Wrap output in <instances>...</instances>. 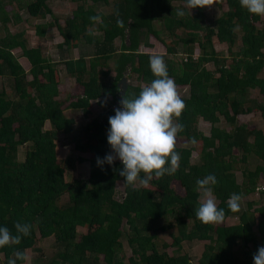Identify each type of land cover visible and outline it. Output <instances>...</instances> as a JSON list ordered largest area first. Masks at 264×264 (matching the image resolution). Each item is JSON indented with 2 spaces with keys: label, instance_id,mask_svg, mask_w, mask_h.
Returning <instances> with one entry per match:
<instances>
[{
  "label": "trees",
  "instance_id": "1",
  "mask_svg": "<svg viewBox=\"0 0 264 264\" xmlns=\"http://www.w3.org/2000/svg\"><path fill=\"white\" fill-rule=\"evenodd\" d=\"M49 1L28 0L19 8L33 18H53L48 26H56L62 39L57 44L60 51H72L79 43L88 46L77 58L60 61L80 92L67 108L87 119L94 115L93 103L101 112L75 138V149L89 158L75 161L68 156L59 161L57 134L70 135L75 121L65 115L58 100V63L43 57L40 48L28 47L22 32L0 37V79L11 81L15 96L11 99L0 90V227L7 226L15 234L17 221L31 225L30 235L20 244L0 249V264L15 259L16 251L25 257V250L34 248L38 234L41 238L53 236L57 245L54 255L43 264H192L187 254H169L154 242L155 223L170 213L174 216L169 223L177 228L174 245L183 240L206 241L196 264H253L257 249L264 246V16L250 15L239 0H224L227 11L211 22H206L204 8L192 9L190 14L173 6L185 0H113L108 14L98 6L109 5V0H70L80 4L60 25ZM88 2L91 5L86 6ZM6 7L0 2L1 23L10 21ZM178 10L185 14L177 15ZM11 16L18 21L16 13ZM91 16H100L102 23L90 21ZM117 20L124 26L119 27ZM46 26L36 27L39 37L45 36ZM180 30L186 32L183 38L177 35ZM167 37L175 39L172 46L166 44ZM213 38L228 46L230 63L215 51ZM151 39L165 47V55L182 56L178 63L168 59L165 63L176 86L189 90L181 97L186 107L179 123L184 130L177 135L188 146L176 145L181 159L174 175L154 178L148 187H129L119 175V161L111 166H97L96 161L110 153L108 119L120 105V80L127 73L135 74L144 86L154 79L149 68L152 55L140 51L141 46L152 49ZM116 40L120 41L118 48ZM178 43L181 48L177 50ZM15 49L27 61V72L13 56ZM110 63L114 75H110ZM207 64L214 69L209 71ZM142 88L128 86L125 93L132 97ZM254 90L259 99L250 96ZM105 99L111 103L105 105ZM253 112L261 118L262 128L238 124L239 115ZM221 117L229 130L219 126ZM199 119L210 125L208 136L198 130ZM46 122L49 130H44ZM28 143L30 150L19 161L18 149ZM193 153L198 158L196 163L191 162ZM250 158L258 162L254 169L248 165ZM75 162L88 163L87 181L67 180L66 173ZM208 174L217 178L213 195L218 208L225 211V220L219 225H204L194 215L201 197L196 180ZM118 182L123 184L120 200L115 199ZM172 182L179 184L183 195L175 192ZM256 192L262 196L259 207L253 208L254 202H249L245 209L229 211L227 201L232 193L242 199ZM66 194L68 200L58 205ZM230 216L238 221L226 224ZM78 227H85L86 232L78 234ZM123 237L132 251L127 262L118 255ZM237 246L244 254L250 251L245 260H238ZM24 261L17 260L16 264Z\"/></svg>",
  "mask_w": 264,
  "mask_h": 264
},
{
  "label": "rangeland",
  "instance_id": "2",
  "mask_svg": "<svg viewBox=\"0 0 264 264\" xmlns=\"http://www.w3.org/2000/svg\"><path fill=\"white\" fill-rule=\"evenodd\" d=\"M8 1H10L8 3ZM28 0H0V2L3 5H7L5 10L7 11V17H10V21L8 23H1L0 22V37L3 35L9 33H19L22 32L23 36L22 38L25 40V43H27L28 47L31 48H40L42 51L43 57L48 58L49 60L58 63V69L60 70V85H59V91L60 95L58 97V100L62 102V109L64 110V113L67 117L72 118L75 121L73 131L70 135H64L61 133L57 134L56 137V155L59 161L64 160L66 157L71 156L75 161L78 157H84L86 159L89 158V155L82 154L81 152L77 151L75 149V143L76 137L79 135L82 131V128L90 122L94 116H97L101 112V109L96 106V104H92V110L94 112V115L89 117V119L84 118L81 112L79 111H73L67 108L68 104L73 101L78 95L79 90L75 83V80L69 76H67L64 72V67L60 61L63 59H71V58H77L79 56V51L85 50L88 47L85 44L79 43L78 48H73L72 51H60L57 48V44L62 41L60 35L58 34V31L56 29V26L53 24L52 27L48 26V23L53 22V18L50 16H46L44 19L42 18H33L28 16L23 7L19 8V5H24ZM113 0H109V5H104L103 3H99L98 10L108 14L111 12V6H112ZM80 3H72L70 0H50L48 2L49 8L52 10L54 16L58 20V24L63 25L65 20H67L72 12L76 9L77 5ZM91 5L90 2L87 3L86 6ZM173 6L176 8H182L188 13H193V10H188L185 7V2H174ZM205 14H206V22H211L214 19L218 18L223 12L227 11V6L224 2V0H213V5L210 7H206ZM12 12L16 13L18 17V21H15L11 14ZM40 24H47L45 27V36L39 37L36 33V27ZM155 26L157 28L160 27V24L158 22H155ZM258 27H261V24H258ZM93 29V28H92ZM94 30V29H93ZM94 34L97 35L96 31H93ZM185 31H178L177 35L180 37L185 36ZM239 36V33H237ZM182 37V38H183ZM173 38H166V44L168 46H172ZM152 42V49H145L143 46H141L140 51L150 53L153 55H160L164 58V61L166 59L173 61L174 63H178L182 60V56L180 54L176 55H165V47L161 45L159 42H157L154 39H151ZM120 45V41H115V47L118 48ZM213 45L215 51L218 53V55L222 58L226 59V63L231 62L230 53L228 51V46L226 44L219 43L215 38H213ZM237 45L233 48V51L237 50ZM180 49V43L177 44V50ZM13 56L16 58L17 62L21 65L23 70L26 72L29 70V65L26 60L21 58L20 51L18 49L12 50ZM112 63H110V75H114V72L112 71ZM206 68L209 71H212L214 69V66L212 64H207ZM126 85L128 86H135L140 85L144 87V84L141 83L137 76L135 74H126ZM30 79V77L28 78ZM121 86V85H120ZM0 90H4L7 94V97L11 99H15V96L13 94V91L11 89V81L0 79ZM188 87H179L177 86V92L180 97H186L188 95ZM250 96L253 99H259V94L257 91H251ZM106 101V102H105ZM105 105H109L111 101L108 99L104 100ZM238 124L247 125L250 128H262L263 122L259 115L255 112L248 114V115H239L237 117ZM219 126L223 129L229 130L230 126L226 124L223 121V118L221 117V123ZM197 128L200 132H202L204 135H209L210 125L203 120L199 119L197 123ZM50 125L49 123H46L44 126V130H49ZM108 132V131H107ZM176 145L186 147L188 146L186 141L182 138L176 139ZM30 150V144H25L19 147L18 149V160L23 161L25 158L26 152ZM198 160L195 153L192 155L191 162L196 163ZM118 161V160H117ZM258 164V162L254 158H250L248 165L251 169H254V167ZM67 180H82L87 181L89 178V165L87 162L79 164L77 162L74 163V168L72 170L67 171ZM235 174L237 176V181L241 182V177L239 174V171H235ZM259 187L263 185L262 180H259ZM135 186H141L138 182ZM172 188L175 190L176 193H180L183 195V191L181 190V187L177 182H172L171 184ZM123 193V184L121 182H118L116 184V194L115 199L120 200L121 194ZM262 196L258 194L257 192L255 194L249 195L247 197H244L240 201V207L242 209H245L247 207V203L254 202L253 208H257L262 204ZM68 200L67 194L62 196L60 200L58 201V205H61L65 203ZM216 200V199H215ZM199 202L201 203V197L199 199ZM217 202V201H216ZM252 208V209H253ZM173 214L170 213L168 216H166L164 219L158 221L155 223L156 227V238L154 240L157 248L159 250L165 249L169 254L178 255V254H187L191 258V263L196 264L198 258L201 255V252L204 247V243L206 241L203 240H183L180 242L179 245L173 244V235L177 233L176 226L173 227V225H170L169 222H172ZM258 216V214H256ZM238 221L237 217L230 216L226 219V224H232L236 223ZM164 228V229H163ZM78 234L86 232V228L84 227H78ZM126 229V226H125ZM254 230H256V227H254ZM36 242L34 244V248H28L25 250V261L22 264H43L46 261H48L52 255L57 250V245L55 242V239L53 236H49L46 238L39 237V234L37 235ZM123 247L118 252L119 257L127 262L129 256L132 254L131 247L129 246L127 242V238L123 237L121 239ZM166 245L165 247L163 245ZM236 253L238 254V260H245L246 256H249L250 251H247L246 254H244V250L237 246L235 248ZM248 254V255H247ZM2 256L0 254V260ZM1 263V261H0Z\"/></svg>",
  "mask_w": 264,
  "mask_h": 264
},
{
  "label": "clouds",
  "instance_id": "3",
  "mask_svg": "<svg viewBox=\"0 0 264 264\" xmlns=\"http://www.w3.org/2000/svg\"><path fill=\"white\" fill-rule=\"evenodd\" d=\"M240 7L253 16H264V0H239ZM213 5V0H185L188 10L206 8ZM183 10L177 15L183 16ZM90 21H99L100 16L89 17ZM119 27L124 26L117 20ZM149 68L154 79L146 84L138 95L132 97L126 93L120 105L114 109V115L108 119L107 144L110 153L103 159L97 158V166L113 165L119 161L122 169L119 175L123 184L134 186L137 182L148 187L151 181L165 175H174L179 169L180 154L176 151L178 133L184 130L179 119L186 107L177 92L175 81L169 77L167 65L160 55L149 58ZM106 102V101H105ZM192 142H195L194 139ZM218 183L215 174H208L196 180V188L201 194V203L195 209L196 219L204 225H219L225 220V211L218 208L213 195V188ZM241 196L232 193L227 201L231 212L239 211ZM15 234L7 227H0V249L9 245H18L22 238L30 235L31 225L17 221L13 225ZM15 259L8 264L23 260L24 253L14 252ZM253 264H264V246L257 249Z\"/></svg>",
  "mask_w": 264,
  "mask_h": 264
},
{
  "label": "water",
  "instance_id": "4",
  "mask_svg": "<svg viewBox=\"0 0 264 264\" xmlns=\"http://www.w3.org/2000/svg\"><path fill=\"white\" fill-rule=\"evenodd\" d=\"M121 85V86H120ZM118 88L120 89L118 92V100H121V97L123 96V94L125 93L126 89H127V85H126V78L123 77L120 82L118 83Z\"/></svg>",
  "mask_w": 264,
  "mask_h": 264
},
{
  "label": "crops",
  "instance_id": "5",
  "mask_svg": "<svg viewBox=\"0 0 264 264\" xmlns=\"http://www.w3.org/2000/svg\"><path fill=\"white\" fill-rule=\"evenodd\" d=\"M46 123H48V122H46Z\"/></svg>",
  "mask_w": 264,
  "mask_h": 264
}]
</instances>
